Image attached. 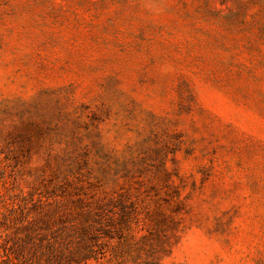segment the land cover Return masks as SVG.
Listing matches in <instances>:
<instances>
[{
	"label": "rangeland",
	"instance_id": "374dc122",
	"mask_svg": "<svg viewBox=\"0 0 264 264\" xmlns=\"http://www.w3.org/2000/svg\"><path fill=\"white\" fill-rule=\"evenodd\" d=\"M68 234L264 264V0H0V264Z\"/></svg>",
	"mask_w": 264,
	"mask_h": 264
},
{
	"label": "trees",
	"instance_id": "16d2710c",
	"mask_svg": "<svg viewBox=\"0 0 264 264\" xmlns=\"http://www.w3.org/2000/svg\"><path fill=\"white\" fill-rule=\"evenodd\" d=\"M82 234H84V228H82ZM16 234L20 235L18 239L22 241L20 243L21 252H24L26 245L25 242L29 240L34 234H25L24 236L19 232V229L16 230ZM62 238V237H57ZM56 237H53L52 242L49 246L47 252H42V255H47L48 262L43 263L40 261V258L36 261H32L31 264H71L72 262L81 264L83 261L89 259L92 255L90 252H93L91 247L86 246L84 240L78 241V245H74V238L72 234H68L63 240H59ZM76 246V247H75ZM75 247V248H73ZM41 252V251H40ZM24 257V255H23ZM27 259L24 260V262ZM9 261L12 262V259L9 258Z\"/></svg>",
	"mask_w": 264,
	"mask_h": 264
}]
</instances>
